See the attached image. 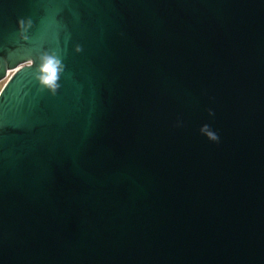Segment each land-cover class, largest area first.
Wrapping results in <instances>:
<instances>
[{
    "label": "water",
    "instance_id": "obj_1",
    "mask_svg": "<svg viewBox=\"0 0 264 264\" xmlns=\"http://www.w3.org/2000/svg\"><path fill=\"white\" fill-rule=\"evenodd\" d=\"M4 80L0 264H264V0H0Z\"/></svg>",
    "mask_w": 264,
    "mask_h": 264
},
{
    "label": "clouds",
    "instance_id": "obj_2",
    "mask_svg": "<svg viewBox=\"0 0 264 264\" xmlns=\"http://www.w3.org/2000/svg\"><path fill=\"white\" fill-rule=\"evenodd\" d=\"M32 26L30 19H20L18 21L19 34L22 39H27L25 35ZM76 51H80L79 48ZM39 64L35 69V79L38 81L41 88L48 90L51 94L55 95L56 91L60 87L58 81L60 80L61 74L65 70L61 58L56 52L44 51L39 56ZM209 115L212 116L214 113L209 110ZM200 133L207 137L208 140L213 142L219 141L218 134L213 131L209 125L205 124L199 129Z\"/></svg>",
    "mask_w": 264,
    "mask_h": 264
},
{
    "label": "rangeland",
    "instance_id": "obj_3",
    "mask_svg": "<svg viewBox=\"0 0 264 264\" xmlns=\"http://www.w3.org/2000/svg\"><path fill=\"white\" fill-rule=\"evenodd\" d=\"M4 82H5V80L2 81V82H0V89H1V87L3 86Z\"/></svg>",
    "mask_w": 264,
    "mask_h": 264
},
{
    "label": "built area",
    "instance_id": "obj_4",
    "mask_svg": "<svg viewBox=\"0 0 264 264\" xmlns=\"http://www.w3.org/2000/svg\"><path fill=\"white\" fill-rule=\"evenodd\" d=\"M10 74V73H9Z\"/></svg>",
    "mask_w": 264,
    "mask_h": 264
}]
</instances>
